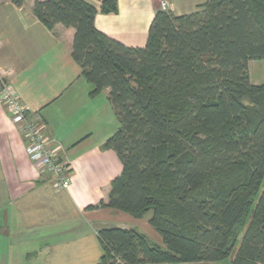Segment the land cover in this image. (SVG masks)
<instances>
[{
  "label": "trees",
  "instance_id": "trees-1",
  "mask_svg": "<svg viewBox=\"0 0 264 264\" xmlns=\"http://www.w3.org/2000/svg\"><path fill=\"white\" fill-rule=\"evenodd\" d=\"M100 10L118 13V0ZM33 12L48 29H75L72 56L92 96L110 90L120 122L104 147L122 171L88 208L152 211L161 236L100 228L99 264H264V85L249 73L264 60V0L160 7L141 47L100 31L86 0H35Z\"/></svg>",
  "mask_w": 264,
  "mask_h": 264
},
{
  "label": "crops",
  "instance_id": "crops-1",
  "mask_svg": "<svg viewBox=\"0 0 264 264\" xmlns=\"http://www.w3.org/2000/svg\"><path fill=\"white\" fill-rule=\"evenodd\" d=\"M86 1L98 8L100 31L139 47L160 4L183 15L206 2L118 0V13L106 14L102 0ZM34 2L0 0V77L31 114L41 116L50 146L71 165V183L58 189L32 164L21 125L0 100V264H99L104 250L98 230L135 227L127 213L88 208L108 201L111 182L122 171L118 154L104 147L120 122L110 90L92 96L94 86L72 56L75 29H48L34 14Z\"/></svg>",
  "mask_w": 264,
  "mask_h": 264
},
{
  "label": "built area",
  "instance_id": "built-area-1",
  "mask_svg": "<svg viewBox=\"0 0 264 264\" xmlns=\"http://www.w3.org/2000/svg\"><path fill=\"white\" fill-rule=\"evenodd\" d=\"M1 79L0 93L3 95V103L11 113L12 121L21 125L27 141L26 151L32 164L47 174L56 188L68 189L71 183V165L59 159L56 150L50 146L41 116L38 113L31 114L14 86Z\"/></svg>",
  "mask_w": 264,
  "mask_h": 264
},
{
  "label": "rangeland",
  "instance_id": "rangeland-1",
  "mask_svg": "<svg viewBox=\"0 0 264 264\" xmlns=\"http://www.w3.org/2000/svg\"><path fill=\"white\" fill-rule=\"evenodd\" d=\"M160 7H162L161 4H160ZM249 73H250L251 81L254 84L264 85V60L251 61L250 65H249ZM2 98H3V95L0 93V100L3 103ZM115 115L116 114H114V117H115L114 120H116L117 124H118V118ZM151 215H152V211H150L147 214H145L144 217H142V218H134L135 222L132 220L133 219L132 216L129 217V220H132L131 222L134 223L135 227H133V228H136V229L140 230L141 232L146 233L148 235V237L153 242L161 243V241H162L161 240V236L148 223V219L151 217ZM136 219H139V220H136ZM240 238H241V235L239 236V239Z\"/></svg>",
  "mask_w": 264,
  "mask_h": 264
}]
</instances>
